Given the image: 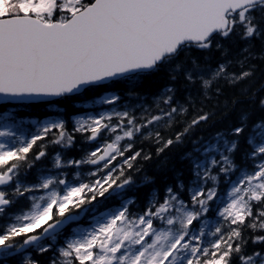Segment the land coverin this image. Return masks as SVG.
Masks as SVG:
<instances>
[{
    "label": "snow or ice",
    "instance_id": "6c2138e0",
    "mask_svg": "<svg viewBox=\"0 0 264 264\" xmlns=\"http://www.w3.org/2000/svg\"><path fill=\"white\" fill-rule=\"evenodd\" d=\"M85 96L0 113V264H264V0H0V103Z\"/></svg>",
    "mask_w": 264,
    "mask_h": 264
},
{
    "label": "trees",
    "instance_id": "16d2710c",
    "mask_svg": "<svg viewBox=\"0 0 264 264\" xmlns=\"http://www.w3.org/2000/svg\"><path fill=\"white\" fill-rule=\"evenodd\" d=\"M103 94V93H101ZM124 93L121 92V95ZM92 96H85V97H79L75 98L71 101H59L57 104L58 108L63 109L66 113L70 115H75L84 112V108H77L76 102L84 101V100H92ZM47 104H40V105H28V106H16V115L18 118L25 119V118H38L42 119L47 116H50L52 114H56L54 110L48 109L46 106ZM8 105H0V113L4 112L7 109ZM149 172H151V168L148 169ZM139 181V177L137 178ZM129 195H143L142 192H138L136 190H132L129 192ZM21 207H23V203L21 204Z\"/></svg>",
    "mask_w": 264,
    "mask_h": 264
},
{
    "label": "rangeland",
    "instance_id": "374dc122",
    "mask_svg": "<svg viewBox=\"0 0 264 264\" xmlns=\"http://www.w3.org/2000/svg\"><path fill=\"white\" fill-rule=\"evenodd\" d=\"M10 109H14V108H8V109H6V111H8V110H10ZM98 110H101L100 108H98Z\"/></svg>",
    "mask_w": 264,
    "mask_h": 264
},
{
    "label": "water",
    "instance_id": "95a60500",
    "mask_svg": "<svg viewBox=\"0 0 264 264\" xmlns=\"http://www.w3.org/2000/svg\"><path fill=\"white\" fill-rule=\"evenodd\" d=\"M0 104H2V103H0Z\"/></svg>",
    "mask_w": 264,
    "mask_h": 264
}]
</instances>
